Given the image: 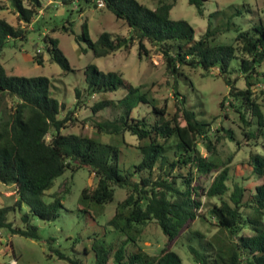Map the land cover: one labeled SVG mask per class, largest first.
Here are the masks:
<instances>
[{"label":"trees","instance_id":"16d2710c","mask_svg":"<svg viewBox=\"0 0 264 264\" xmlns=\"http://www.w3.org/2000/svg\"><path fill=\"white\" fill-rule=\"evenodd\" d=\"M6 1L16 20L24 24H29L42 7L40 0ZM57 1L70 5L74 0ZM84 1L94 6L93 0ZM103 1L102 8L123 20L128 34L101 31L95 40H91L83 21L79 24V33L73 36L75 42L85 44L82 51L88 49L93 57H99L129 49L135 44L137 56L141 57L148 54L147 42L160 54L166 74L172 77V88H175V78L183 68L199 67L204 72L215 70L214 75L228 87L227 105L245 127L255 126L254 130L243 128L242 136L256 144L264 127V118L253 91L257 84L264 85V22L242 30L228 18L223 25L215 27H210L208 21L205 31L193 40V29L187 21L169 17L175 0H155L152 9L136 0ZM203 1L187 0V3L201 15ZM234 13L239 14L240 10L236 9ZM213 16L214 13H210L208 20ZM230 27L235 32L232 41L214 43L217 35ZM71 28L72 22L66 19L65 24L51 31L72 34ZM25 34L24 28L0 18V51L8 39L24 40ZM42 41L49 61L68 72L70 67L58 48L57 39L44 34ZM32 58L36 64H42L40 52ZM232 58L238 60L235 71L243 79L242 88L235 86L237 75L232 78L228 75ZM83 76L85 88L73 89L77 99L82 92L85 97L124 90L117 98L105 97L93 102L88 120L97 133L134 136L141 155L139 161L121 172L119 150L115 145L83 134H61L60 130L74 119L70 117V110L60 116L62 104L49 96V79L45 76L8 75L0 64V105L6 98L11 99L9 112L0 109V183L11 185L16 195L10 205L0 206V229L38 239L32 218H56L68 182H63L61 189L53 192L48 202L43 199L44 192L64 170L72 173L87 167L95 177V183L81 189V203L102 205L110 202L114 187L123 188L126 194L116 203L113 215L105 224L112 229L106 226L100 237L94 236L96 238L90 244L82 245L77 252L81 258L48 246L55 258L64 259L69 264H85L83 258L90 254V264H182L166 242L187 231L189 241H194L188 243L187 248L195 264H264V152L249 151L245 162L239 163L241 172L230 175L232 155L223 161L217 157V150L222 140L235 139L233 130L222 124L213 129L209 121L197 119L195 113L184 105V97L179 92L174 91L180 100L170 113L165 102L156 105L153 98L146 96L148 89L141 90L142 87L126 82L117 71H101L93 63H87L83 67ZM140 103L149 109L148 113L133 117L131 112ZM113 106H117L119 112L110 118L93 117L98 111ZM219 106H223L222 101ZM223 118H226L225 114ZM47 134L49 138L46 140ZM199 146L210 158L200 152ZM212 172L215 173L206 188L195 181L197 177ZM255 177L262 179L256 181ZM225 194L226 199L223 198ZM202 196L215 201L203 208ZM21 205L26 210L19 213L18 225L13 219L8 220V216L15 209L20 210ZM196 218L226 233L228 246L225 250L214 246L209 239L203 240V234L198 231L188 229ZM149 227L165 236V242L156 254H148L142 248V238ZM111 231L123 236L115 245L103 239Z\"/></svg>","mask_w":264,"mask_h":264},{"label":"rangeland","instance_id":"374dc122","mask_svg":"<svg viewBox=\"0 0 264 264\" xmlns=\"http://www.w3.org/2000/svg\"><path fill=\"white\" fill-rule=\"evenodd\" d=\"M42 7L38 10L37 15L29 24H24L16 20L15 14L6 0H0V18L6 20L9 24L22 27L26 30L25 39H8L0 51V64L8 75L23 76H45L49 79L48 94L62 104L60 116L67 111H71L74 120L68 122L67 126L60 130L61 134H83L96 141L110 143L115 145L119 150L118 167L121 172L137 163L141 157L139 150L136 148L137 140L134 136L123 133L122 136L107 133H97L91 127L88 117L91 116L89 107L99 98H117L124 93L123 89H117L114 94H92L90 96H80L79 99L74 97L73 89L80 90L85 88L83 67L87 63H93L99 70H114L121 73L122 78L134 85L142 87L141 90L148 89L146 96L153 98L155 104L166 103V109L172 113L174 104L180 100L179 92L184 97V105L195 113L199 120L209 121L211 127L222 124L233 130L235 139L222 140L218 145L217 157L221 160L231 154L232 162L230 163L231 175L239 173L241 162H245L249 151L262 153L264 152V127L263 132L256 140V144L244 138L241 134L243 128L254 130V124L245 127L238 119L237 114L227 105L228 87L223 83L219 76L214 75L215 70L204 72L201 68H183L181 74L175 78V88H172V77L167 75L164 70V64L160 54L156 53L153 47L147 42L145 46L148 49L147 56H137L136 45L129 49H120L106 56L93 57L91 52L85 48L82 41L75 42L73 36L79 33V24L86 22L88 34L91 40H95L101 31L111 34L126 36L128 27L121 19L105 8H97L92 3L84 0H74L70 5H62L57 0H40ZM137 2L152 9L155 0H136ZM78 3L81 6L78 7ZM239 9L240 13L235 14ZM214 13V16L208 20V15ZM169 17L172 19H183L189 23L193 29L192 39L197 40L205 31L210 22V27L223 25L228 20L244 30L264 22V0H205L202 4V14L198 15L194 6L187 3V0H175L169 10ZM72 22V34L61 30L51 31L56 26L65 24V20ZM234 31L230 27L228 30L221 32L214 39V43H230L234 36ZM47 34L57 39L58 48L65 56L70 70L64 72L56 63L49 61L48 55L43 50L42 36ZM40 52L42 64H36L33 61V55ZM238 60L232 58L229 64V76L232 78L238 76L235 86L242 88L244 86L241 75L236 73ZM262 90L261 92H259ZM254 95L260 105L264 118V85L262 83L254 86ZM223 106H219V102ZM0 109L9 112L11 99L6 98L0 105ZM141 112H137V111ZM149 110L144 104L140 103L133 108L131 115L133 117L147 115ZM119 112L117 106L107 107L98 111L93 117L95 119L110 118ZM223 114L226 118H223ZM150 118V116H147ZM249 119V117H248ZM49 138L46 135V140ZM203 155L208 154L199 146ZM210 158V156H208ZM233 166H235L234 171ZM215 172L209 175L199 176L195 179L198 185L207 187L212 180ZM260 181L262 178L255 177ZM256 180V181H257ZM68 182L67 192L62 195V208L56 218L52 220H42L32 218V223L37 227L38 239H31L17 234H9L7 230L0 229V264H69L64 259L55 258L48 246L57 248L68 256L80 257L77 252L81 250L82 245H88L94 236L100 237L103 233L107 220L113 215L115 205L122 200L126 194L123 188L114 187L113 196L110 202L99 205L95 203H81L80 192L84 187L93 186L95 177L87 167L78 168L74 172L68 169L64 170L57 176L52 185L44 192V201H50V195L61 189L63 182ZM229 185V180L227 181ZM229 193V190H228ZM223 198H227L226 194ZM16 199L13 194L11 185L0 183V206L10 205ZM215 201L214 198L202 196L201 202L204 208L207 204ZM26 207L21 205L20 210L15 209L10 213L8 220L13 219L14 223L18 221L19 213L25 211ZM108 229H112L107 226ZM190 230L198 231L203 234V240L209 239L214 246L223 250L228 246V238L223 230H217L212 224L195 219L189 226ZM244 233H248L243 229ZM99 233V234H98ZM53 240L48 242V238ZM187 231L182 232L178 237L173 238L166 245L173 250L181 259L182 264H195L192 261L191 254L188 251L187 244H193L189 241ZM123 236L111 231L103 237L111 241L114 245L122 240ZM165 242V236H161L154 227H149L147 234L143 235L142 248L148 254H156ZM10 243V246L8 245ZM127 248H130L128 244ZM74 247V249H73ZM76 250V251H74ZM50 253V255H47ZM85 257V256H84ZM81 258V257H80ZM90 254L83 258L85 264H90Z\"/></svg>","mask_w":264,"mask_h":264},{"label":"built area","instance_id":"2783aa9c","mask_svg":"<svg viewBox=\"0 0 264 264\" xmlns=\"http://www.w3.org/2000/svg\"><path fill=\"white\" fill-rule=\"evenodd\" d=\"M93 2L97 8H102L104 6L103 0H93Z\"/></svg>","mask_w":264,"mask_h":264}]
</instances>
